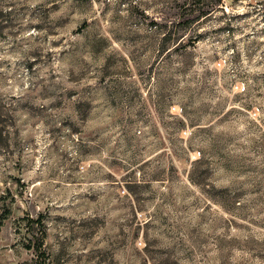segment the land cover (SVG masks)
<instances>
[{
    "label": "rangeland",
    "instance_id": "obj_1",
    "mask_svg": "<svg viewBox=\"0 0 264 264\" xmlns=\"http://www.w3.org/2000/svg\"><path fill=\"white\" fill-rule=\"evenodd\" d=\"M0 264H264V0H0Z\"/></svg>",
    "mask_w": 264,
    "mask_h": 264
},
{
    "label": "trees",
    "instance_id": "obj_2",
    "mask_svg": "<svg viewBox=\"0 0 264 264\" xmlns=\"http://www.w3.org/2000/svg\"><path fill=\"white\" fill-rule=\"evenodd\" d=\"M41 221V216L38 215V217L34 218H30L28 216L27 218V225H29L30 228L33 229L34 227V223L40 224ZM44 232L40 231L38 233H36L35 235H33L32 240L30 241V243L32 244L33 248L36 251V255L39 256H43L42 260L45 261V250L43 249V237H44Z\"/></svg>",
    "mask_w": 264,
    "mask_h": 264
}]
</instances>
